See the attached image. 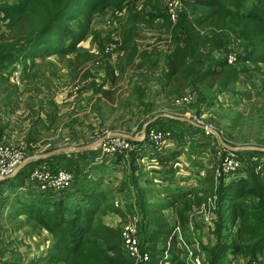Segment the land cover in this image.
Listing matches in <instances>:
<instances>
[{
  "label": "trees",
  "instance_id": "16d2710c",
  "mask_svg": "<svg viewBox=\"0 0 264 264\" xmlns=\"http://www.w3.org/2000/svg\"><path fill=\"white\" fill-rule=\"evenodd\" d=\"M138 1L156 10L159 8L158 0H0V74L5 76L20 61L23 71V67L27 68V58H34L41 51L65 54L76 50L96 16L107 9L111 12ZM182 3L183 10L172 29L179 41L168 54V71L160 80L167 101L199 88L197 103L201 104L216 91L230 90L261 69L264 64V0H182ZM152 16L162 19L164 28H171L173 23L168 14L161 12ZM77 20L82 22L80 33L69 25ZM228 32L242 41L243 51L237 55L235 64L215 55L217 51L227 50ZM56 38L62 41H55ZM69 38L72 41L68 48L54 47ZM123 44L122 49L126 50L128 42L125 40ZM222 116L229 121L224 126L217 121L225 138L235 143L252 139L242 132L246 119L243 112ZM257 117L263 126L264 102ZM250 118L252 122L254 119ZM257 144L264 148L261 136L257 137ZM53 149L54 145L50 150ZM252 152L264 156L262 151ZM136 153L128 155L135 158ZM116 155L120 160L126 154ZM258 163L253 157L249 159L246 176L241 177L223 174L219 163L208 169L202 189L176 193L171 200L156 204L140 201L142 209L147 210L145 219L151 218L155 227L145 239V246L141 244L150 254V262L146 264H167L169 254H172L170 264H187L173 251L180 241L164 210L174 207L184 228L189 224V211L207 204L215 195L219 242L214 247L203 245V264H223L231 257L259 259L264 253V162H261V170L257 168ZM50 165L52 170L56 168ZM73 173L77 183L70 195L75 196L74 199L70 195L63 196L71 187L57 194L60 191H40L36 185L32 188L29 184L32 199L13 201L22 208L19 214L26 215L34 227L45 229L51 235L53 244L46 256L47 264H135L123 248V226L115 228L103 221V216L112 210L111 191L103 187L100 180L89 179L88 173L84 176L79 175V170ZM17 177L19 175L2 182L14 181ZM16 185L21 187L20 183ZM230 223L236 228L231 237L224 234Z\"/></svg>",
  "mask_w": 264,
  "mask_h": 264
},
{
  "label": "crops",
  "instance_id": "0c3cea01",
  "mask_svg": "<svg viewBox=\"0 0 264 264\" xmlns=\"http://www.w3.org/2000/svg\"><path fill=\"white\" fill-rule=\"evenodd\" d=\"M96 18L97 16L94 20ZM108 18L109 15L107 14L105 19L107 20ZM95 24L96 21L94 26ZM106 26L110 28L106 23L100 24L98 27L101 29V27L107 28ZM143 30L145 32H141V36L138 40L134 37L126 35H119L116 40L119 41L120 46L124 45L123 42L125 40L127 42L132 41L133 45L134 41L137 44L138 42H143V45H145L144 39L146 35L150 34V31L145 28ZM89 43L91 48L93 43L91 41H89ZM148 46L149 45H147L146 48H148ZM173 48L174 43L164 50L162 56L163 58L159 57V53L145 57L137 54L135 58L133 55H126L125 59L126 63H128V66L125 65L126 73H124L123 70L122 73H119L117 69L116 64L119 61L120 53L111 57L110 66L107 63V66L104 64L105 66L101 65L96 67L93 63L92 65L96 67V72H99L103 77L104 85L102 89L95 91L93 85H86L81 92L72 96V101L67 104L63 103L64 93H61L60 90L61 88H66L70 82L59 80L60 87L57 85L52 86L51 81L53 80V76L42 74L40 77L42 84L41 88L45 90L46 87L43 83V78L46 83L50 85V88L47 91L45 90L47 94L43 95V97H45L44 107L40 110L45 111L48 108V105L51 107L49 108L50 111L47 110L48 112H41L38 114L32 111L30 100H28V97L37 99V93L34 92L31 83H29V72H36V70L42 67L44 62L49 60L47 57H51L52 55L46 54L44 56V54L41 53L36 55L34 58H27V63L29 60H31V62L26 65V69L23 67V71H21L25 75L24 86L21 87V90H23V93L27 95L23 103L18 102L20 106H17V99H14L18 94H20L18 91L19 88L15 91L12 89L13 86H11L4 91L0 87V99H2L5 94H9L11 97L9 107L7 108L8 110L6 109L7 111H5V108H0V115L3 112V118L6 119L7 117L8 119H6L7 121H1L0 123V126L4 125V129L0 132V143H12V141H18L21 139H27L33 142L47 139L54 145L55 148H60L61 145L71 143V140L68 141V139L70 136V128L73 127L74 131L78 135L75 138L79 137L78 140L73 139V141H75L74 143L87 144L89 143V139L87 138L88 134L92 133V130L96 127L102 129L105 127L106 129H111L110 131L112 132L126 134L125 132L133 123L137 127L142 128V133H147L148 128L152 129L159 126L164 128L171 127L173 132L174 129L176 132H174V136L172 137L169 146L167 148L165 147V149L162 148L163 150L157 149L152 141L150 144L149 141H145L141 136L126 134L134 138L132 141L138 142L143 149L136 153L137 155L134 156L135 158L126 154L122 159L120 158V160H118L117 155H106L100 149L94 147L93 149L79 152L62 153L60 155L50 157L49 159H38L23 167L17 174L19 177H17L14 181L5 183L2 182L3 180H0V190L7 187V185H12L15 189L20 188L19 185H16L19 183L22 187V185L26 184V181L29 180L28 176L31 171L39 165L49 164V166H51L50 164H52V168L56 166L53 170L57 171L59 169H64V167H68L69 161L72 164L74 163L77 165L76 170L80 164H88V167L85 170L79 169V175L84 176L88 173L89 179L93 178V180H100L103 183V187L108 188L111 191V196L114 200L122 201V207L118 212L110 211L103 217L104 223L115 228L122 227L123 220L126 219L125 216L127 214H133L132 217H128L129 221L136 220L139 223L138 228L140 242L143 246H145V239L149 237L155 227L152 220H147L151 218H146V222H144L142 218L143 215H140V201H150L153 203V201H156L155 198L158 195L163 196L164 201H167L171 200L172 196L176 193H184L190 191L191 189H202L204 179L208 174V169L201 166L200 161H197L196 159L193 160V158H196L195 155H197V150H192L194 151L192 152L191 149L188 148L189 145H186L188 142L187 140H191L190 137L192 136V133L203 130H200L193 123H190L185 119L177 121L176 119L169 118L166 120V123H170L165 124L163 120L161 121V119L170 117L167 114H160L156 117H151L152 115L163 111L164 109L162 106L165 107L166 105H169V102L163 96V87L160 80L168 71V54L173 50ZM120 49L125 51L122 47H120ZM91 50L93 51V49ZM238 52H242V48L238 50ZM41 55H43V57ZM55 57L58 59L57 56ZM43 59L44 61L39 63L38 67L37 63ZM104 61L107 62V59H104ZM142 61H147V63L153 64L139 65L138 63ZM51 62L56 65L59 63L58 61L56 62L53 60H51ZM91 62H88L83 66V69L89 68L90 74L92 72L90 67ZM155 63H158L160 66H156ZM16 65L17 63L11 67L9 73L7 72L6 74L7 76H15L12 71ZM263 66L264 65L261 64V68H264ZM85 71L86 70H84V72ZM60 74L64 75V72H60ZM241 83L243 85H248V79H243L237 82L235 86L237 87ZM135 84L138 85L135 86ZM50 90L56 91V94L49 96L48 93ZM137 91L141 94H146L140 102L137 101L135 97L138 94ZM240 92L241 91H239V93ZM41 97L42 96H40V98ZM53 101L56 102L55 106L49 104ZM137 102L139 103L135 105ZM0 105L2 106L5 104L0 103ZM124 107H126V109H124ZM20 108H24L23 111H26L24 114L26 118L23 121L20 120L21 114H17L18 112H21ZM69 112L72 116L71 119L68 120L74 123V125L69 124V127L66 128L68 124H55L57 118H63L66 115H69ZM35 114L36 116H34ZM125 116L127 121L124 120ZM32 118L34 120H38L39 118L44 119L33 122ZM131 119L133 123H127ZM186 130L191 132L190 137V134H185ZM204 132L207 134L213 133ZM33 134H44L45 136L41 138L42 135H39V137L33 138ZM100 153V157L102 159L101 161H99L98 158ZM132 159L135 160L133 161ZM23 178L24 181L22 182ZM214 206V201H208L207 204L202 203L200 207L195 206L199 208V214L197 215L198 217L195 216L194 219V222L198 225V227L191 230L193 235L191 238L194 240L192 250L201 254L203 262L205 260L203 257V245L214 247L219 242L216 225L213 223L215 222L216 217L213 212ZM195 207H193V209ZM192 210H190L189 213ZM208 211L212 214L209 220L206 215ZM164 212L169 217V221L171 220L170 218H174L175 229L180 227V222L177 217L178 214L174 207H168L164 210ZM22 216H25L26 218V215L19 214V218H22ZM7 217L12 218L13 215H0V264H47L46 256L53 244V239L48 231L42 228H37L36 231L38 232L37 234H34L36 231L35 229L31 230L30 224L32 226L33 224L28 222V219H25V221L19 220V230H17L16 228L9 226V223L6 220ZM192 221L193 218L189 216V223ZM13 223H15V221ZM141 223L142 226L140 228ZM186 227L187 225L184 227L183 231H185ZM234 230L236 231V228ZM234 230L228 226V230H225L224 234L230 235L231 237L234 235L233 233H235ZM30 232H32V236H34V238L36 237L35 239L39 243L37 247L28 245L31 241H27L24 238V234L29 237ZM176 234H178V232H176ZM186 235H188V232H186ZM38 236L40 237L39 239ZM186 253H188V251ZM238 260L244 262V260L248 261L249 259L247 257H231L223 264H231Z\"/></svg>",
  "mask_w": 264,
  "mask_h": 264
},
{
  "label": "rangeland",
  "instance_id": "374dc122",
  "mask_svg": "<svg viewBox=\"0 0 264 264\" xmlns=\"http://www.w3.org/2000/svg\"><path fill=\"white\" fill-rule=\"evenodd\" d=\"M176 1V0H158V4H159V8L156 10L154 7H152L151 5H146L144 1H138V2H129L126 3L125 6L123 7H127L129 9V16L124 18L123 20H119L114 22L112 25L110 21H108V19H105V16L108 14L109 15V10L107 9L104 13L99 14L97 16V20H94V23L96 21V24L94 26V23L92 22L88 28L87 33L84 35L83 40L79 42L78 47L76 50L73 51H66L65 54L64 53H57V52H45V51H41L40 54H44V56L47 55H52L51 57H47L49 60H47L46 62L43 63L42 67L39 68L38 70H36V72H29L30 75L28 77L29 79V83H31L32 88L34 89V92L37 93V99L34 98L32 99L31 97H28V100H30V104L32 106V111L35 113H41V112H48L47 110H49V108L51 106L48 105V108L43 111L40 110L42 109L44 106V98L43 95L47 94L45 92V90H49L50 85L46 83L45 79L43 78V83L46 85L45 90H43L41 88L42 84H41V75L42 74H46V75H51L53 76V80L52 82V86H58L60 87L59 84V80L61 81H66V82H70L69 85H67L66 88H61L60 92L64 93V97H63V103L67 104L69 102L72 101L73 97L77 95L79 92H81L83 90V88L88 85V86H94L95 91H98L100 89H102L103 85H104V80L103 77L100 75L99 72H96V67H99L101 65H106L107 63L110 66L111 65V57L113 55H117L118 53H120L119 56V61L116 64L117 65V69L119 71V73H122V70L124 71V73H126V67L125 65L128 66V63H126V55H133L134 58L136 57V55H143L142 57L145 56H151L154 54L159 53V57L163 56L164 50L168 47L171 46L173 43H177L179 41V36L177 37L176 35L173 34L172 29L175 28L176 23L179 20L180 14L179 13L177 20H171V22L173 23L171 28H164V22L162 19L158 18H154L152 15H155V13H161L163 12L164 15L168 14L169 15V11H168V5L171 4V2ZM157 11V12H156ZM170 17V16H169ZM107 24L110 28H103L101 27V29L98 27L100 24ZM81 24L82 22H80L79 20L77 21H72L70 25L71 29L76 32V33H80L81 30ZM148 29L150 32L149 35H146L145 39H144V43L145 45H143V42H138L135 43L134 41V45L132 43V41H128V46H126V50L122 51L120 49V44L119 41H117L116 39H118L117 37L119 35H126L129 37H134L135 39H139L141 36V32L144 31L143 29ZM145 32V31H144ZM227 37H228V41H227V50L225 51H217L215 52V55L219 56V57H224L229 59L230 57H234L235 55H239L238 50H240L242 48L243 51V46H242V41H240L234 34L232 33H227ZM55 41H62L61 38H56ZM71 38L67 39L65 42H63V44L61 45H54V47H56L57 49H59L60 47H62L64 45V48H68L70 43H71ZM89 41H91L93 43V46L90 48V43ZM112 44H116L115 49L109 51L108 53H106L107 51V47H109ZM148 46V48H146ZM56 48H53L56 51ZM90 48V49H89ZM146 48V50H145ZM93 49V51L91 50ZM92 51V52H90ZM55 54H59V55H55ZM222 54V55H221ZM43 57V55H41ZM57 56L58 59L55 57ZM90 57V59H88ZM139 57V56H138ZM91 58H92V62H91ZM163 58V57H162ZM41 59V58H40ZM104 59H107V62L104 61ZM51 60L53 61H58V65L53 64L51 62ZM20 61V60H19ZM43 60H41L40 62H38V67H39V63H41ZM21 62V61H20ZM17 62V65L14 67L13 69V74L17 75V76H7V75H3L0 74V87L2 88V90L6 91L8 88H10L11 86L13 90L16 91V89L19 88V93L17 95V97H15L14 99H17V106H20L18 104V102L23 103L25 97L27 96L25 93H23V90H21V87L24 86V74L21 72V63ZM31 62V60H29L28 64ZM35 62V60H34ZM88 62H91V69L92 72L91 74L89 73V68L87 69H83L84 65ZM95 64L92 65V64ZM125 63V64H124ZM97 64V65H96ZM139 65H152L151 63H147V61H142L140 63H138ZM104 65V66H105ZM156 66H160L158 63H155ZM264 65V64H263ZM264 67V66H263ZM95 68V69H94ZM94 69V70H93ZM19 70V72H18ZM84 70H86L84 72ZM260 70V72H259ZM257 70L256 72H254V76L248 79V85H243L242 83L240 85H238L237 87L234 85L232 87H230V90H226V89H221L215 92L214 96H210V98L207 99L206 102L203 103H197L198 100L200 99V95H199V91L200 89L198 88L197 90H187L185 91V93L183 94H187V93H191L194 96V99L196 100L195 103H185V104H176L174 102V99H171V101L169 102V105H166L165 107L162 106V108L164 109L163 111H161L160 113L158 112V114H154L151 117H156L157 115H162V114H167L170 117H165L164 119H161V121L163 120V122L165 124H169L170 122L166 123V120L169 118L172 119H176L177 121H181L182 119L185 120H190L192 122H194L196 125L198 126H207L213 129V131L209 130L210 132L213 133H205L204 130L203 131H196L194 133H192L191 136V132L189 130H186V135H189L191 140H186L188 141L186 145H189L188 148L192 150H197V155H195L196 158H193V160H197L201 162V166L205 167L206 169H209L213 166H216L217 164L220 165L225 163V159L226 157H232L233 159L235 158L236 160L239 161V165L240 167L238 168V174L236 176L241 177L246 176V172H245V166L247 165V162L249 161V159H251L253 157L254 160H257L259 163L257 165V168L259 170H261V168L263 167L261 162H264V156H260L259 154L255 153V152H242V151H238L237 153H232L230 151H228L227 149H225L223 146H221L219 139H218V135H222L225 142L229 145L235 146V147H244V146H251V147H259V145L257 144V137L261 136L264 139V125L261 126V124L259 123V119L257 117V111L259 110V108L262 106L263 102H264V68H261ZM60 72H64L63 74H60ZM84 72V73H83ZM90 74V75H89ZM138 84H135V86H137ZM66 86V85H65ZM79 86L78 89H76V87ZM241 91L239 93L238 90ZM238 92V93H237ZM9 93V91H8ZM137 95L136 100L137 101H141L142 98L145 97L146 94H141L137 91ZM56 94V91L54 90H50V92L48 93L49 96H53ZM40 96H42L40 98ZM10 95L9 94H5L4 97H2V99H0V103H4L5 105H0V108H5V111H7L8 107H9V102H10ZM192 101H195V100ZM60 102V100H59ZM139 102L135 103L138 104ZM61 103V102H60ZM59 103V105H60ZM52 106L56 105V102H51L49 103ZM232 108V109H229ZM7 109V110H6ZM124 109H126V107H124ZM24 108H20L21 112H18L17 114H21V118L20 120H24L25 117V113L26 111H23ZM72 110V109H71ZM50 111V110H49ZM243 112L245 114V122L244 125L241 126L242 132L244 133V135H251V140H248L249 142H245L243 143V141L240 142H232L229 139L225 138L223 135L224 130L219 128V123H217V121L220 120V124L221 125H228L229 121L227 118H224L222 115L226 113H234V112ZM166 112V113H165ZM8 113V112H7ZM125 113V111H124ZM36 116V114L34 115ZM72 114L69 112V115H66L65 117H59L57 118L55 124H68L66 126V128L69 127V124L74 125V123H72L70 120L71 119ZM250 116L253 117V121L250 122ZM223 118V119H222ZM7 119V117H6ZM5 118H3V112L0 115V123L1 121H7ZM41 119L44 118H39L38 120H33V122H37L40 121ZM125 121L126 120V116H125ZM199 121V122H198ZM23 123V122H22ZM127 123H133L132 119L129 120ZM176 125V124H175ZM164 126V125H163ZM101 127V126H100ZM102 128H94L92 130V133H89L87 138L89 139V143L87 144H81V143H74V140H78L77 137L78 135L76 134V132L74 131V128H70V136L68 141L71 140V143H67L64 145H61V147L65 146H85L88 144H96V148L100 149L101 148V140L107 135V133H111L112 131H110L111 129H106L105 127ZM2 129H4V125L0 126V132L2 131ZM152 129H156V130H160V131H165L167 133H170V138L172 139V137L174 136V132H176V130L174 129V132L172 130L171 127H162L159 126L157 128H152ZM152 129L148 128L147 133H142V128L141 127H137L134 123L131 125V127H129V129L125 132V131H121V132H125L126 134H131L132 136H141L142 139L144 138L145 141H149L150 144L152 143L149 137V131H151ZM72 130V131H71ZM108 130V132H107ZM146 134V135H145ZM218 134V135H217ZM39 135H42L41 138H43L45 135L44 134H33V138H37L39 137ZM143 135V136H142ZM146 136V137H145ZM28 137V136H27ZM26 138V137H25ZM127 138V137H126ZM148 139V140H147ZM184 140V141H186ZM27 142V143H31L29 140L27 139H21V140H16V141H12V143L6 142V143H0V145L5 144V145H10V144H16L18 142ZM64 141V140H63ZM33 142V141H32ZM48 142L47 139H42L41 141H37V145L38 148L39 147H43L45 146ZM66 142V141H64ZM147 142V143H149ZM134 144H137L138 148L141 150H143L141 148V145L138 142H135ZM170 144V143H169ZM169 144L167 146H165L166 148L169 146ZM35 145V146H37ZM165 147H163L165 149ZM58 148V147H57ZM56 149V148H55ZM147 149V148H146ZM54 150V149H53ZM101 150V149H100ZM163 150V149H162ZM200 150V151H198ZM52 150L47 151L50 152ZM102 151V150H101ZM192 151V152H194ZM37 153V148H30L28 151L29 156L31 157L32 155H39V154H35ZM102 153V152H101ZM101 153L98 156L99 161H101ZM45 154V153H44ZM233 154V155H232ZM241 154H243V156H241ZM224 157V158H223ZM238 159H237V158ZM259 159V160H258ZM227 161H230V158H228ZM237 162V161H235ZM79 165V164H78ZM76 164H72L70 161L68 163V167H64V169H68L72 172H75L79 169L85 170L88 167V164H84V165H79L78 169L76 170ZM63 167V166H62ZM220 170V169H218ZM81 172H86V171H81ZM95 172V170H94ZM208 173V171H207ZM220 173V171H218V174ZM30 176V175H29ZM28 176V178H29ZM82 176V175H81ZM94 176V175H93ZM93 179V178H92ZM77 180V179H76ZM31 180H27L26 184L22 185V187L15 189V187H12V185H7V187L3 188L0 190V215H13V220L11 217H7L6 220L9 223L10 227H14L17 230H19V220L25 221V219H27V217L25 218V216H22V218H19V213H22V208H20V206L17 203H14L13 201L16 200L20 201V199L22 201H28L30 199H32L30 197V191L29 188L34 185L30 182ZM28 183V185H27ZM74 183H77L76 181ZM31 184V186L29 185ZM75 184L70 188V190H68V192H66L63 196H69L74 190ZM22 188V189H21ZM32 188H34L32 186ZM73 188V189H72ZM62 192L60 191V193L57 194H61ZM62 196V197H63ZM61 197V196H60ZM70 197L72 199L75 198V196L70 195ZM156 201H153V203H158L160 201H164L163 196L158 195L156 198ZM211 199V198H210ZM214 199H217L216 195L214 196ZM214 199L210 200V201H214ZM111 200V206H112V212H117L121 207H122V201H116L113 198L110 199ZM117 204L119 206H117ZM215 206L213 208V212L215 213L216 217H215V222H213L215 225H217L218 221V214H216L215 209H216V203L214 202ZM118 209V210H117ZM140 215L142 216L144 222L145 221V217L147 216V210L142 209V207H140ZM199 214V208L195 207L190 213L189 216L193 218V221L191 223H189L185 229V231H183V226L180 223L179 229H175V233L178 232V234H176L178 236L179 239V245H176V247L173 248V251L175 254H177L178 256H180L181 258H184L187 262H190V257H189V253L192 250V244H193V239L191 238L192 232L191 230L196 229L198 227V225L194 222L195 216H197ZM23 215V214H21ZM105 216V215H104ZM103 216V217H104ZM132 217L133 214H127L125 217L126 219L123 220V224H126L129 221L128 217ZM198 217V216H197ZM149 218V217H147ZM174 226V218H170ZM147 220H151V219H147ZM15 221V223H13ZM135 221V220H133ZM148 222V221H147ZM13 223V224H11ZM27 223V221H26ZM137 224L139 225V223L137 222ZM231 224V223H230ZM142 226V223L140 224V228ZM214 226V225H213ZM31 230L35 231L37 230L36 227H34V223L33 226L30 224ZM175 227V226H174ZM231 227L232 230L233 226L232 224L229 226ZM225 228V227H224ZM22 230V229H21ZM33 232V231H32ZM32 232H30L29 237L24 234V238L25 240H29L31 241V243H29L28 245L31 246H38L39 243L38 241L34 238V236H32ZM38 231H36L34 234H37ZM186 232H188V235H186ZM235 232V230H234ZM39 234V233H38ZM40 236V235H39ZM38 236V239L40 238ZM206 238V237H204ZM43 239V238H42ZM196 242V241H195ZM189 244V245H187ZM24 245V243H23ZM182 250V251H181ZM188 251V253H186ZM194 253H196L195 251H193ZM167 264L171 263V259H172V254H169L167 256ZM225 261H228V259H226ZM225 261L223 263H225ZM231 264H264V253L262 254V256L254 261H251L250 259L244 260V262H241L240 260L231 263Z\"/></svg>",
  "mask_w": 264,
  "mask_h": 264
},
{
  "label": "built area",
  "instance_id": "2783aa9c",
  "mask_svg": "<svg viewBox=\"0 0 264 264\" xmlns=\"http://www.w3.org/2000/svg\"><path fill=\"white\" fill-rule=\"evenodd\" d=\"M183 10L182 0H176L171 2L168 5L169 16L171 20H177L179 13ZM129 16V9L127 7L116 8L109 13L108 21L111 22L112 25L114 22L123 20L124 18ZM117 48L116 44H112L107 47L106 53ZM229 63L235 64L237 61V56L230 57L228 59ZM19 72V70H18ZM17 76V75H15ZM79 86L76 87L78 89ZM194 96L191 93L181 94L176 96L174 102L176 104H185V103H195L192 101ZM199 122V121H198ZM207 127V126H206ZM108 132V131H107ZM210 132V131H206ZM109 133H107L108 135ZM150 140L153 142L154 146L157 149H162L167 146L171 142L170 133L165 131H160L156 129H152L149 131ZM27 142H18L16 144L0 145V174L3 176H8L14 174L19 167L31 158L28 154L30 148H37V154L47 153L50 149H52L53 144L48 142L45 146L39 147L38 143ZM135 142L124 137V136H110L103 139L101 144V150L104 154H116V153H124L128 154L130 152H139L140 149L137 147ZM37 145V146H35ZM142 148V147H141ZM233 155V154H232ZM230 158V161H227ZM237 158V157H236ZM225 163L222 164V172L226 175H237L238 168L240 167L239 159L236 160L232 157H226ZM237 161V162H235ZM239 166V167H238ZM221 174V173H220ZM75 174L66 169H59L57 171H53L48 164L39 165L37 168L33 169L30 173L29 180L30 182L38 187L40 191H62L66 190L74 185L75 182ZM117 206H119L117 204ZM208 220L211 218L212 214L210 211L206 213ZM179 229V227H177ZM122 240H123V248L127 252V254L135 261V264H146L150 262V254L145 251L141 247L139 230L137 221H128L123 225L122 228ZM190 262L187 264H203V259L200 254L194 253L190 251L189 253Z\"/></svg>",
  "mask_w": 264,
  "mask_h": 264
},
{
  "label": "water",
  "instance_id": "95a60500",
  "mask_svg": "<svg viewBox=\"0 0 264 264\" xmlns=\"http://www.w3.org/2000/svg\"><path fill=\"white\" fill-rule=\"evenodd\" d=\"M190 123H193L195 126H197L200 130H204V131H213L212 128L210 127H206V126H198L196 125L194 122L190 121ZM218 135V134H217ZM110 136H124L127 137L128 139L132 140L134 138H132L130 135H126V134H121V133H116V132H111L108 135H106L103 139L110 137ZM103 139L101 140V143L103 142ZM218 139L219 142L221 144V146H223L225 149H227L228 151L232 152V153H237L238 151H262L264 152V148L262 147H251V146H244V147H235L232 145H229L225 142L224 138L222 135H218ZM96 146V144H88L85 146H68V147H60V148H56L48 153H43V154H39V155H34L31 158H29L27 161H25L20 167L19 169L12 175H8V176H3L0 174V180H8L11 178H14L19 172L20 170L25 167L28 163L38 160V159H44V158H50V157H54L57 155H60L62 153H69V152H79V151H83V150H88V149H93Z\"/></svg>",
  "mask_w": 264,
  "mask_h": 264
},
{
  "label": "bare ground",
  "instance_id": "6f19581e",
  "mask_svg": "<svg viewBox=\"0 0 264 264\" xmlns=\"http://www.w3.org/2000/svg\"><path fill=\"white\" fill-rule=\"evenodd\" d=\"M7 181V180H6Z\"/></svg>",
  "mask_w": 264,
  "mask_h": 264
}]
</instances>
